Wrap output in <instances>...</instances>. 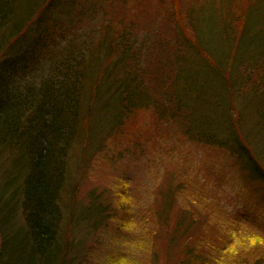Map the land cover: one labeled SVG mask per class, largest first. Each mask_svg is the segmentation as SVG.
Returning <instances> with one entry per match:
<instances>
[{"label":"trees","instance_id":"1","mask_svg":"<svg viewBox=\"0 0 264 264\" xmlns=\"http://www.w3.org/2000/svg\"><path fill=\"white\" fill-rule=\"evenodd\" d=\"M106 1L0 0L5 45H0V264H74L82 252L77 231L99 226L102 215L116 219L123 214L121 228L130 223L125 217L131 215L133 201L122 178L110 181L107 204L101 191L88 193L87 206L76 202L70 180L72 169L84 174L110 143L128 141L126 156L132 144L140 148L144 141L129 137L127 131L142 130L137 117L143 112L172 122L193 143L223 151L227 147L248 179L264 190V0H253L248 8L240 0H220L217 16L215 8L208 14L219 21L225 44L210 50L230 57L237 66L234 77L223 73L197 36L187 50L180 38L172 53L162 46L160 58L147 69L149 62L139 63L142 54L129 51L130 22L126 16H112L114 5L104 8ZM63 6L72 29L60 33L59 24L48 15ZM208 17L201 18V33ZM96 20L100 27L93 28ZM108 20L120 29L101 30ZM30 26L31 42L6 45ZM108 31L112 39L107 44ZM97 50H104V59ZM194 58L211 68L213 79L195 69ZM225 93L229 106L219 118L206 106L218 97L224 100ZM217 105L223 108V102ZM187 234L182 229L166 234V251L175 253L172 261L210 264L187 246L175 250ZM169 240L176 245L168 247ZM216 241L211 248L221 249L224 239ZM231 254L230 248L219 253L221 259Z\"/></svg>","mask_w":264,"mask_h":264},{"label":"rangeland","instance_id":"2","mask_svg":"<svg viewBox=\"0 0 264 264\" xmlns=\"http://www.w3.org/2000/svg\"><path fill=\"white\" fill-rule=\"evenodd\" d=\"M107 1L103 7L113 4L110 8L112 16H126V23L130 22L127 31L133 39L129 40L132 41L129 51L142 54L139 63L149 62L147 69L156 57L160 58L157 54L162 46L172 53L178 50L176 40L180 38L187 50L196 43L197 36L201 46L213 53L223 73L234 77L237 66L231 65L230 57L212 51L213 48L221 49L222 43L225 46L219 21L213 22L208 17L210 11L214 14L213 8L217 16L220 0H119V6L118 0ZM240 1L242 7L248 8L253 0ZM68 14L63 6L48 15L59 24L60 33L72 29ZM207 17L209 25L204 26L201 33V18ZM98 27L96 20L93 28ZM106 27L112 31L120 29L114 20H108L100 29ZM112 31L105 36L107 44L111 42ZM32 37L30 26L27 33L19 31L6 45L16 47L19 41L22 44L31 42ZM0 45L5 46L1 37ZM16 49L22 52L21 47ZM102 51L97 50L104 59ZM192 63L196 70L208 72L213 79L215 73L208 65L196 58ZM218 85L214 86L218 88ZM216 99L206 107L217 111L220 118L229 106L230 98L225 93L224 100ZM217 102H223V108ZM137 118L142 130L135 126L127 132L129 137L144 141L140 148L137 143L132 144V153L126 156L124 150L130 145H127L128 141L118 140L93 157L91 167L84 174L72 169L70 181L75 184L76 202L80 205L87 206L88 193L98 195L101 191H104V204H107L111 198L110 181L118 178L129 185V196L133 201L131 215L125 217L130 223L124 228L119 225L123 215L119 213L116 219L102 215L99 226L94 223L90 230L75 233L82 252L78 253L79 261L74 264H177L176 258L172 261L175 253L166 251V234L181 232V229L188 233L182 237L183 244L176 245L169 240L168 247L176 245L177 250L181 245L187 246L189 251L210 264H264V190L248 179L247 172L228 154L230 150L193 143L172 122L152 119L149 112H143ZM108 210H105L106 214ZM19 217L18 214L15 221L19 222ZM164 217L165 223L161 222ZM104 219L106 226L102 227ZM91 221L95 222V219ZM220 236L224 239L220 243H224V247L211 248ZM223 248L232 250L225 259L219 255Z\"/></svg>","mask_w":264,"mask_h":264}]
</instances>
